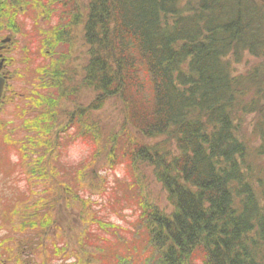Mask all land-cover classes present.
Wrapping results in <instances>:
<instances>
[{
	"label": "trees",
	"instance_id": "16d2710c",
	"mask_svg": "<svg viewBox=\"0 0 264 264\" xmlns=\"http://www.w3.org/2000/svg\"><path fill=\"white\" fill-rule=\"evenodd\" d=\"M62 3L73 24H84L90 56L81 70L85 85L98 92L66 126L76 123L80 134L102 146L105 121L91 112L118 99L125 129L113 136L108 164L120 147L131 158L134 183L140 184L139 167L146 166L166 190L170 208L143 194L141 214L161 263L184 264L197 248L205 264H264V1ZM60 38L61 44L71 39L65 33ZM245 54L259 61L239 73ZM42 74L48 76L47 67ZM45 104L55 106L52 99ZM35 121L33 128L43 124L49 138L29 139L31 146H58V129L50 135L54 118ZM22 150L29 157L27 146ZM47 161L32 160L29 175L47 177ZM31 226L38 223L31 220ZM61 249L53 252L64 255ZM128 258L119 264H133Z\"/></svg>",
	"mask_w": 264,
	"mask_h": 264
},
{
	"label": "rangeland",
	"instance_id": "374dc122",
	"mask_svg": "<svg viewBox=\"0 0 264 264\" xmlns=\"http://www.w3.org/2000/svg\"><path fill=\"white\" fill-rule=\"evenodd\" d=\"M56 1L0 0V46L8 39L0 52V74L6 79L0 106V264H119L121 257L133 264H163L150 246L141 214L143 194L152 204L170 208L166 190L146 166L139 167L140 184L134 183L131 158L120 147L114 164H108L113 136L125 129L118 99L100 113L91 112L105 121L102 146L80 134L76 123L66 126L68 116L91 105L98 92L85 85L82 74L90 56L84 24H73L69 8L63 13L62 0ZM63 31L71 39L61 44ZM258 61L245 54L236 69L245 72ZM45 67L48 76L42 74ZM58 72L62 77L55 76ZM47 99L53 108L42 105ZM49 116L55 120L50 135L58 129L61 138L58 146L57 141L52 150L31 146L29 139L38 143L48 137L43 124L40 130L33 127L35 120ZM248 137L254 145L255 136L248 132ZM43 156L52 169L47 177L29 175L28 164ZM47 218L51 221L42 226ZM31 220L38 226L32 227ZM60 247L61 256L53 252ZM204 259L196 248L184 264H205Z\"/></svg>",
	"mask_w": 264,
	"mask_h": 264
},
{
	"label": "water",
	"instance_id": "95a60500",
	"mask_svg": "<svg viewBox=\"0 0 264 264\" xmlns=\"http://www.w3.org/2000/svg\"><path fill=\"white\" fill-rule=\"evenodd\" d=\"M4 85H5V79L0 76V103H1V97L3 94Z\"/></svg>",
	"mask_w": 264,
	"mask_h": 264
},
{
	"label": "flooded vegetation",
	"instance_id": "af4514ba",
	"mask_svg": "<svg viewBox=\"0 0 264 264\" xmlns=\"http://www.w3.org/2000/svg\"><path fill=\"white\" fill-rule=\"evenodd\" d=\"M3 50H4V48L1 49L0 52L3 51ZM2 59H3L5 62L7 61V59L4 57V55H3V58H2Z\"/></svg>",
	"mask_w": 264,
	"mask_h": 264
}]
</instances>
